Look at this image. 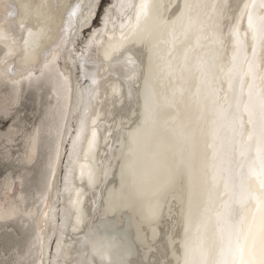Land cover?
I'll list each match as a JSON object with an SVG mask.
<instances>
[{
    "label": "snow or ice",
    "instance_id": "6c2138e0",
    "mask_svg": "<svg viewBox=\"0 0 264 264\" xmlns=\"http://www.w3.org/2000/svg\"><path fill=\"white\" fill-rule=\"evenodd\" d=\"M98 8L0 0V162L24 166L0 179V231L31 236L0 264H264V0H112L81 46ZM25 88L42 110L31 131Z\"/></svg>",
    "mask_w": 264,
    "mask_h": 264
},
{
    "label": "bare ground",
    "instance_id": "6f19581e",
    "mask_svg": "<svg viewBox=\"0 0 264 264\" xmlns=\"http://www.w3.org/2000/svg\"><path fill=\"white\" fill-rule=\"evenodd\" d=\"M36 2H39V0H36ZM50 2L51 3H56L57 0H50ZM59 2L62 5H68V4H74V3H80L81 5H86L88 0H59ZM111 2H112V0H109V2L107 4L104 2L105 4L103 5V8L109 7ZM102 4H103V0H102ZM103 8H98L97 9L98 16L94 17L90 21V24L86 25L80 31V36H79V39L77 40V43L80 44L81 46H83L82 42H86L87 41V39H88V37L90 35V32L92 30H94L96 28H100L102 26ZM96 18H97V24L95 25L94 23H95ZM62 19H66V14H65V8L64 7H62L59 10V12H58V14L56 16V22L53 25V29H54L53 35H56L58 33ZM88 29H89V32L86 34L85 32H87L86 30H88ZM48 43H50V41H48V40L44 41L45 45H47ZM144 62H145V64H147V56H146V54L144 56ZM15 66L19 67V61L18 60L15 62ZM61 66H63L62 63H61ZM29 92H31V91H29V90H27V88H25V96H26V94H29ZM47 92H48V89L46 88L45 89V93L47 94ZM10 93H11L10 87L5 88L3 86H0V103H4V102H6V100L10 99ZM46 98L47 97L45 95V99ZM37 107L40 110L35 113L34 111L33 112L28 111L23 103L19 106L18 111H19L20 119L22 121L21 127H24L25 125H27V131H31L33 126H38L40 124V121H41V118H42V110H41V107L39 106V103H38ZM122 107L125 109V111L128 110L129 105H128V101L127 100H125L123 105L118 103L116 105L115 111H119ZM136 107L137 106H136L135 100H133L132 103H131V108L132 109H136ZM38 113H39V115H38ZM117 122H119V118H118ZM8 124H10L9 121H8ZM0 133H5V132L0 131ZM101 134L102 135H107V133L104 131L103 128H101ZM65 139L66 140L68 139L67 135L65 136ZM109 139H111V138H109ZM109 146L118 147V145H109ZM69 147H70V144H69ZM99 147H100L101 151H100V154L98 156V159L99 160H104V154L107 151V147L104 145L103 141H101ZM8 148H9L11 154L13 155V157H15L16 155H20L23 152V150H24V145H23L22 139L18 138L17 142L9 144ZM116 155H119L118 151L116 152ZM110 157H111V153H109V158ZM8 163H9V165L12 168H15L16 170L19 169L21 172L23 171V167L24 166L16 164L14 160L8 161ZM112 163L115 165L116 161L113 160ZM104 166L105 167L107 166V161L104 162ZM29 167H31V166H29ZM11 173L7 177H11L12 176ZM27 175H28V180L26 181L25 191H26V193L28 194V197H29V199H28V207L32 208V210L35 212L36 211L35 205L36 204H40V201L38 199H36L34 201V197L38 196L39 191H40L42 186H41V184L39 182L38 173L37 174H33L32 172H30ZM57 175H58V177H60V175H61L59 169H58ZM60 183L62 185V180L60 181ZM77 183H79V181H77ZM106 186L108 188H110V189L113 188V187H115L117 190L120 189V180H119V170L118 169L115 170L114 175H110L108 177V181L106 182ZM19 189H20V185H19V183H17L15 191L9 193L8 199L11 200V198L13 196H15L19 192ZM125 191H127V190H125ZM49 196H50V199H54L55 198V193L54 192L53 193H49ZM105 196H107V193H105ZM0 197H1L0 198V205H3L5 201H4L2 193H1ZM84 199H85L86 204L88 206H91V193H89V195L85 196ZM60 207H64V205H60ZM41 210H43V206L42 205H41ZM38 219L40 220V223L42 225L43 224L42 218L38 217ZM6 227H8V228L12 227L14 229H19L20 232L18 233L17 236H14V235L10 234V232H8V233L0 232V241L4 242L0 253H5L4 252V247H7V246H18L21 249V252L27 251L28 242L31 239V236L26 234L25 230L21 229L20 225L17 224V223H14V222L10 221V222H8ZM177 230H179L181 232V238H182V229H177ZM30 232H31V230H29V233ZM14 233L16 234V232H14ZM53 251H54V246H53ZM169 258L173 259V264H175V259L172 257L171 252H169Z\"/></svg>",
    "mask_w": 264,
    "mask_h": 264
},
{
    "label": "rangeland",
    "instance_id": "374dc122",
    "mask_svg": "<svg viewBox=\"0 0 264 264\" xmlns=\"http://www.w3.org/2000/svg\"><path fill=\"white\" fill-rule=\"evenodd\" d=\"M104 2L107 4L109 2V0H103V5L105 4ZM94 24L95 25L97 24V18H96ZM86 31L87 32H85V33L87 34L89 32V29ZM34 99H35L34 94L32 92H29V94H26L25 99L23 101V104L27 108L28 111H30V112L34 111L36 113L40 109L37 107L38 102H34ZM38 115H39V113H38ZM8 125H9L8 120L5 119V120L0 121V131L7 132L8 131ZM10 173L13 175V173H17V170L15 168H12L9 165L8 161L0 162V179H2L5 176H8ZM0 196H1V193H0ZM0 232H5V233L10 232V234L17 236L18 233L20 232V230L14 229L12 227H10V228L6 227V228H4V230H2ZM14 232H16V234ZM1 248H2V246H0V252H1ZM3 255H5V253H0V257H2Z\"/></svg>",
    "mask_w": 264,
    "mask_h": 264
}]
</instances>
